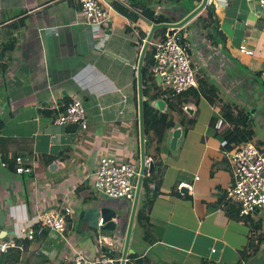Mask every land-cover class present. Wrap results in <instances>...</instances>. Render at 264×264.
Masks as SVG:
<instances>
[{"label": "crops", "instance_id": "crops-1", "mask_svg": "<svg viewBox=\"0 0 264 264\" xmlns=\"http://www.w3.org/2000/svg\"><path fill=\"white\" fill-rule=\"evenodd\" d=\"M118 1L135 15L127 17L113 8L110 23L98 28L83 22L79 0H0V33L7 31L3 36H9L4 41L12 37L18 45L1 61L0 145L17 137L32 139L33 147L29 174L13 173L0 166V203L5 219L1 233L11 238L22 222L32 223L51 211H72L66 217L64 238L48 232L42 243L36 235L27 245L21 254L29 253L32 247L42 252L30 264H73L68 243L87 257H97L101 252L93 242L98 238L97 231L80 218L91 206L119 210L115 237H107L106 241L112 242L110 251L121 257L124 236L119 229L120 216L126 215L128 220L131 206L126 200L119 203L99 196L93 189L92 175L104 156L118 162L134 160L139 165L136 67L145 40L141 34L147 35L151 26L127 5V0ZM261 1L208 0L225 36V52L204 42L195 18L187 24H193L191 29L183 31L191 45L193 67L217 85L219 94L213 104L200 98L194 127L185 130L176 122L161 148L160 157L167 166L160 188L163 194L148 211L150 238L158 240L152 245L146 243L142 228L134 223L129 245L133 254L147 259V264H236L250 229L256 228L252 237L260 236L264 241V207L247 217L242 226L240 219L227 215L225 197L223 203L219 202L232 184V174L221 140L210 132L212 115L220 118L219 107L227 101L242 103L250 112L256 106L259 110L255 112H259L253 116L254 139L264 154V85L251 75L264 69ZM161 10L169 11L156 8L157 12ZM184 12L185 7L178 15ZM3 36L0 53L7 43L2 42ZM242 43L253 52L252 56L238 51ZM234 81L245 89L252 82L253 90L230 96ZM158 85L163 88L162 83ZM64 99L81 102L86 114L85 130L77 124L44 125L40 112L63 104ZM257 118L261 120L256 123ZM227 126L225 120L222 128ZM1 155L5 158L18 154L11 150ZM177 178H181L180 183L174 187ZM180 187L188 192L181 193ZM260 254L264 256L262 250ZM5 264H10V259ZM243 264L258 263L252 258Z\"/></svg>", "mask_w": 264, "mask_h": 264}, {"label": "trees", "instance_id": "trees-1", "mask_svg": "<svg viewBox=\"0 0 264 264\" xmlns=\"http://www.w3.org/2000/svg\"><path fill=\"white\" fill-rule=\"evenodd\" d=\"M178 0H127V5L133 10L139 12L144 18L154 23H175L181 20L186 14L193 10L196 6L192 2L200 3L201 0H190L189 5H180L179 8H174L171 6V2ZM169 3V4H168ZM192 3V4H191ZM169 6H166V5ZM171 4V5H170ZM180 4V2H179ZM111 6L120 14L127 17H133V13L129 12L127 8L120 5L117 2L111 4ZM167 8L169 11L157 12L156 8ZM185 7V12L181 15L178 13L181 8ZM170 13V14H169ZM175 14V15H173ZM158 17V18H157ZM195 22L201 30V36L204 41L210 42L212 48L220 50V52H225V36L220 28V23L217 15L215 14L214 6L209 3L206 8L202 11L200 15L195 18ZM205 33V35L203 34ZM178 37L180 38V43L185 41L183 37V28L178 31ZM166 30L161 29L155 32L154 38L160 37L165 39ZM146 35L141 34V39H145ZM15 40L6 43L2 47V52L0 53V66L1 61L4 60L6 52L14 50ZM193 66V64H191ZM154 62L152 59V52L147 51L143 68H142V88H143V115H144V133H145V155L148 160L153 163V168L151 173L144 174L139 202L136 209L134 223L136 227L142 228L144 241L150 245L154 244L158 239L150 238L151 230L149 229V217L148 211L150 207L154 204L156 199L160 197L163 193L161 192V184L165 170L167 168L164 159L160 157L162 153V146L167 140L170 131L174 128L176 122L182 126L185 130H190L194 127L196 119L198 116L197 104L200 98H205L210 104L214 103V99L218 98L219 88L217 85L210 80V78L203 72L198 70L195 71V78L197 80L198 86L195 89H190L189 91L177 96L172 97V94L164 87L158 85L155 80V75L152 72ZM250 73V72H248ZM264 74V69L251 72L256 82H260L264 85L262 76ZM253 85V84H251ZM264 92V88H263ZM135 98V105H136ZM70 101L64 99L63 104H58L57 107L45 108L43 112H40V119L44 121V125L48 123H54L56 118L60 113L65 112ZM254 106V105H253ZM136 107V106H135ZM219 112L221 113V118L224 121L229 122V126L221 128L219 130L214 128L215 122L218 120L217 115H212V120L210 124V132L213 137L219 140L226 141V150H231L232 148L238 146L239 144L253 143L257 145V148L261 150L260 144L255 142L254 139V129L255 122L253 116L251 117L250 109L245 105H239L237 102L227 101L225 104L221 105ZM44 118V119H43ZM247 120V123L245 121ZM247 124V126H243ZM3 128V123L0 122V131ZM0 155L8 153V151L14 150L21 157L26 165L29 166L31 162L30 154L33 151L32 139H19L17 137L8 138L5 145H0ZM12 146L11 148H9ZM153 148V151L149 149ZM2 156V155H1ZM3 160L7 162L8 170L13 173L16 171L15 162L7 157H3ZM48 160H52L49 158ZM179 177V176H178ZM181 178H177L174 187H178ZM153 185V188H151ZM227 215L230 218H238V208L237 205L223 193L219 198V202L223 203ZM131 202L129 201V207ZM83 217V212L80 214V218ZM248 219V218H247ZM67 227V225H66ZM65 228V232H66ZM253 231L256 228L250 229V234L246 246L240 251V259L236 264H243L258 255L256 260L259 264L261 262L260 256V246L263 243V239L260 236L252 237ZM106 232V231H105ZM48 230L43 229L37 236L39 237L41 243L44 238H46ZM106 236V235H104ZM96 238L93 242L95 243ZM98 247V244L95 243ZM101 251L105 249H101ZM111 257H118L115 253L108 250L106 251ZM37 253H42L38 248L32 247L30 252L27 254H21L18 251H11L7 255L2 256V262L0 264H5L10 259V264H30L31 260L35 257ZM0 258V259H1ZM5 259V261L3 260ZM260 261V262H259ZM262 263V262H261ZM260 263V264H261ZM125 264H147L146 258H140L137 254L128 255ZM201 264H207L202 261Z\"/></svg>", "mask_w": 264, "mask_h": 264}, {"label": "built area", "instance_id": "built-area-1", "mask_svg": "<svg viewBox=\"0 0 264 264\" xmlns=\"http://www.w3.org/2000/svg\"><path fill=\"white\" fill-rule=\"evenodd\" d=\"M261 3L264 6V0ZM113 10V7L104 0H79V15L83 22L91 27L107 26L110 23V15ZM177 33L178 31L171 37L165 35V39L156 42L151 41L147 50L152 52L153 74L160 77L163 87L172 94V97H177L198 86L195 78L196 69L191 65V45L185 38V41L180 43ZM238 51L246 56L253 55L245 43L239 45ZM54 124H77L85 130L87 121L81 102L71 99L65 112L58 115ZM224 124V119L220 117L215 122L214 128L219 130ZM221 144L232 174V184L225 190V194L237 205L240 224L245 226L247 217L264 207V154L250 142L239 144L229 151L225 149L226 141H222ZM7 158L15 162L16 173L23 175L30 173V166L26 165L18 155H9ZM0 166L8 167L1 155ZM138 171L139 165L134 160L118 162L114 158L104 156L100 158L92 175L93 189L99 196L108 199L132 201L135 191L134 179L138 176ZM0 212H2V203H0ZM70 214L72 211L65 208L38 216L32 220V223L22 222L17 227L16 236L0 237V258L11 251L20 253L26 251L34 241V237L43 229L64 238L66 217ZM101 227L102 223L99 221L97 244L105 250L101 251L97 257L92 258L87 257L81 250L73 248L68 243V246L72 248L73 264L120 263V258L111 257L106 252L112 247V242L106 241L108 238L102 235ZM213 251L211 250V252Z\"/></svg>", "mask_w": 264, "mask_h": 264}, {"label": "water", "instance_id": "water-1", "mask_svg": "<svg viewBox=\"0 0 264 264\" xmlns=\"http://www.w3.org/2000/svg\"><path fill=\"white\" fill-rule=\"evenodd\" d=\"M114 2L120 3L118 0H106V3L113 4ZM122 4V3H120ZM208 0H201L200 3L186 14L181 20L175 23H154L148 21L150 24V30L143 41L142 48L139 53L137 67H136V84H137V114H138V131H139V171L138 176L134 179L135 191L134 196L131 201L130 213L126 228L121 231L124 236L123 239V249L120 257L119 264H125L128 255L133 254V251L129 248L130 239L136 214V209L139 202L141 184L144 174L151 173L153 168V163L146 158L145 155V133H144V115H143V86H142V68L144 63V58L148 50L149 44L156 31L164 29L166 30V35L171 37L174 33L184 28L189 24L194 18L202 13L206 8ZM158 18V17H157ZM146 20V19H145ZM147 21V20H146ZM156 82L161 83V79L158 75L155 76ZM148 162L146 163V161ZM181 193H187L188 190L185 187H180ZM119 210L110 209L107 207H89L83 210V220L87 223L90 229L98 230V223L101 221L102 227L101 231L114 232L117 228V217ZM4 214L0 212V225L4 222ZM0 237H3L2 233ZM4 238V237H3Z\"/></svg>", "mask_w": 264, "mask_h": 264}, {"label": "rangeland", "instance_id": "rangeland-1", "mask_svg": "<svg viewBox=\"0 0 264 264\" xmlns=\"http://www.w3.org/2000/svg\"><path fill=\"white\" fill-rule=\"evenodd\" d=\"M189 1L190 0H178V1H175V2H171L172 3V5L171 6H174V8H179V6L182 4V5H185V4H187V5H189ZM179 2H181L180 4H179ZM121 3V2H120ZM119 3V4H120ZM169 4V3H168ZM166 5V6H169V5ZM120 5H122V6H125L123 3L122 4H120ZM160 12H163V10H161ZM113 14V13H112ZM112 14L110 15V21H111V17H112ZM195 23V22H194ZM193 24H191V25H186L184 28H183V31H185V30H187V29H191L190 27L192 26ZM9 30V32H10V28L8 29ZM7 33V31H2L1 33H0V38H1V36H3L4 34H6ZM197 33V32H196ZM204 35H205V33H203ZM9 35H6L3 39H2V42H7V43H9L10 41H12L13 39H12V37L11 38H8L6 41H4L5 40V38L6 37H8ZM11 36H13L14 37V34H12ZM184 36V35H183ZM185 37V36H184ZM161 38L160 37H158V38H152V42H156V41H159ZM204 42H206V41H204ZM16 44L17 43H15V46H14V48H16L17 49V47H18V45L16 46ZM205 44H207V43H205ZM200 48V50L198 51V52H200V53H202V51H201V47H199ZM207 53V52H206ZM210 54H212V53H210ZM213 55L214 54H212V56L211 57H213ZM0 68H1V66H0ZM251 84H252V82H250ZM251 84H249V86H248V88L247 89H245L244 87L245 86H241L240 88H239V86H240V84H238L236 81H234L233 82V84L231 85L230 84V88L231 89H233V92L230 90L229 91V94H230V96H232V95H239V93H241V92H247V93H251V91L253 90V88H251L252 87V85ZM239 93H238V92ZM250 98V100H252V98L251 97H249ZM255 98V97H254ZM239 99V98H238ZM247 100H249V99H247ZM258 100V99H257ZM232 102H235V101H232ZM237 102V101H236ZM237 104H239V105H242V103H239V102H237ZM252 104H254L253 103V100H252ZM253 109H252V112H251V117L252 116H257V114H258V112H255V109H258L259 110V108H256V106H254V107H252ZM256 114V115H255ZM258 116H260L261 117V115H258ZM262 118V124H264L263 122H264V117H261ZM254 119V118H253ZM259 120H261V119H256V123H257V121H259ZM255 146L257 147V145L255 144ZM125 200H123V199H121V200H119L118 202L119 203H123ZM121 217V219H120V225H119V229H121V231H123L125 228H126V225H127V222H128V220H126V215L125 216H120ZM129 218V217H128ZM127 218V219H128ZM263 227H264V223H263ZM115 232V231H114ZM114 232H102V235L104 236V235H106V236H104V237H115V235H113L114 234ZM96 240V239H95ZM95 243H97V240L95 241ZM261 250H262V252H264V241H263V245H262V247H261ZM261 250H260V253H261ZM261 255V254H260ZM262 256V258H263V260H264V256L263 255H261ZM117 258V257H116ZM258 259V255L257 256H255L254 257V260H257ZM262 261V260H261ZM262 263L264 264V262L262 261Z\"/></svg>", "mask_w": 264, "mask_h": 264}]
</instances>
